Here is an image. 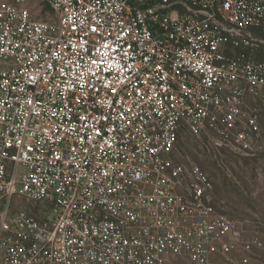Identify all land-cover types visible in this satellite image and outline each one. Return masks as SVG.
Wrapping results in <instances>:
<instances>
[{
  "label": "built area",
  "instance_id": "built-area-1",
  "mask_svg": "<svg viewBox=\"0 0 264 264\" xmlns=\"http://www.w3.org/2000/svg\"><path fill=\"white\" fill-rule=\"evenodd\" d=\"M263 106L264 0H0V264L248 254L176 152L255 154Z\"/></svg>",
  "mask_w": 264,
  "mask_h": 264
},
{
  "label": "rangeland",
  "instance_id": "rangeland-1",
  "mask_svg": "<svg viewBox=\"0 0 264 264\" xmlns=\"http://www.w3.org/2000/svg\"><path fill=\"white\" fill-rule=\"evenodd\" d=\"M42 19L52 17L47 7L36 12ZM262 130L253 155L218 149L207 137L182 132L176 156L194 161L208 172L214 184L213 205L219 213L236 219L244 230V238L256 240L251 252L235 251L215 264H264V106L259 109ZM37 207L34 202L18 198L16 209ZM249 256V262L244 258Z\"/></svg>",
  "mask_w": 264,
  "mask_h": 264
},
{
  "label": "trees",
  "instance_id": "trees-1",
  "mask_svg": "<svg viewBox=\"0 0 264 264\" xmlns=\"http://www.w3.org/2000/svg\"><path fill=\"white\" fill-rule=\"evenodd\" d=\"M180 140V139H179Z\"/></svg>",
  "mask_w": 264,
  "mask_h": 264
}]
</instances>
